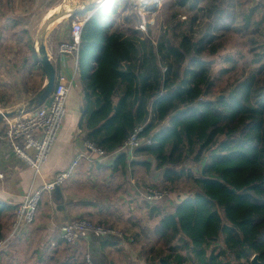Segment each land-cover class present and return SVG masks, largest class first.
I'll return each instance as SVG.
<instances>
[{
    "label": "trees",
    "instance_id": "1",
    "mask_svg": "<svg viewBox=\"0 0 264 264\" xmlns=\"http://www.w3.org/2000/svg\"><path fill=\"white\" fill-rule=\"evenodd\" d=\"M51 8L50 3L44 6ZM102 8L69 18L87 20L80 49V57L91 59L81 79L84 139L108 155L118 152L122 164L127 156L119 150L144 126L139 139L149 138L150 144L136 154L152 158L162 173L157 185L148 188L173 191L178 181H192L195 193L172 198L169 207L146 201L158 219L155 243L170 252L169 258L186 253L175 256V264H230L227 254L240 264L257 255L264 264V34L262 43L251 42L253 69L224 83L223 75L236 71L238 64L214 73V61H204L205 55H218L223 41L196 40L184 30L168 40L171 45H149L137 34L112 31L111 16ZM251 19L244 20V34L259 32L264 12L256 23ZM163 62L170 64L164 67ZM186 62L196 71H185L181 78ZM190 157L205 161L200 172L187 167ZM142 165L152 167L147 161ZM5 210L0 208V217ZM219 242L223 248L209 253Z\"/></svg>",
    "mask_w": 264,
    "mask_h": 264
},
{
    "label": "crops",
    "instance_id": "2",
    "mask_svg": "<svg viewBox=\"0 0 264 264\" xmlns=\"http://www.w3.org/2000/svg\"><path fill=\"white\" fill-rule=\"evenodd\" d=\"M28 1H31V3L27 4L35 5L38 0ZM99 2L106 4L109 0H100ZM255 3V6L247 9L246 13H243V23L247 16L252 15L251 22L253 21V23L259 20L256 18L257 16H262L263 10L259 8L262 7V4H258V1ZM242 4H239L241 10L245 6V4ZM10 5H12L11 2L9 3ZM108 5L109 3L106 4L107 7ZM237 13L239 14L238 10ZM236 15L234 16V21L238 22L236 21L238 20ZM218 18L220 19L219 24L210 25L205 31L200 32L199 39L208 41L213 37L216 40L215 42L221 40L222 37L218 32H222L229 26L225 25V19L221 14H219ZM29 21H32L31 17H25L18 12L5 11L0 13V52L7 54L5 61L0 62V112H11L18 109L25 111L0 123V208H7V210L2 212V216L0 217V241L9 237L15 210L30 190L53 182L59 174L69 171H71V174L60 185L62 201L61 198L58 199L59 195L54 191L43 193L34 224L25 234L15 238L9 247L3 251L4 253L0 255V264H67L60 260L62 251L66 249L65 247L69 248L61 240V227L82 216L93 217L94 213L92 210L98 205L94 199L93 191H104L109 188L117 192L118 190H123L125 187V193L133 198H131V201H127L125 193H123L120 196L121 204L119 207L122 208L121 205L123 204L129 208L131 207L132 210H134V207H139L138 209L140 210H145V207L148 208L147 215L155 219L154 225L152 223L154 231V226L158 223V219L156 215H150L149 213L152 205L147 204L144 199L142 200L138 193L136 196L130 193V183L135 179L134 181L138 183L137 189L148 188V183L157 185L162 173L155 169L157 163L152 158L137 155V150L133 152L131 158L129 154L122 153L127 156V161L122 164L117 162L118 156L121 155H117L118 152L109 155V157L107 156L105 159H99L94 154L90 155L91 159H86L88 154L85 146L87 141L84 139L86 133L81 129L85 106L83 82L81 79L82 74L90 66L91 59H84L81 56L76 65L74 58L60 57L58 53L59 44L69 37L70 26L68 27L66 24H61L60 29L52 37L47 48L49 59L50 55L57 62L63 59L67 75L72 77L75 74L74 85L67 101L66 120L58 140L48 161L38 173L12 154L2 135L22 114L33 110L28 108V104L46 82L45 74L39 64V67L32 68V76H29L31 73L27 70L30 63L32 65L36 61L34 46L36 44L35 37H37L32 31L33 29ZM235 22L234 25L230 26L231 30L240 28L236 26L238 23L235 25ZM251 30H249V33L247 31L244 35L249 36L250 33H253ZM136 34L140 35L139 32H136ZM254 34H258L259 39H261V35L264 34V25L259 28L258 33ZM256 39L259 40L258 38ZM223 48L219 51L218 55L222 53ZM17 54H26L29 57H24L22 61L18 62L14 59V56ZM218 55L215 57H207L208 55H205L204 61H212ZM239 57L242 59L244 56L239 54ZM228 58L232 57L229 56L224 60L227 62ZM59 66L60 62H58L56 67L58 68ZM75 66L78 67V70H76ZM212 67H214V64ZM162 128L164 129L165 126H162ZM83 155L85 158L81 157ZM135 157L145 158L138 160ZM146 161L152 165L150 170L142 165V162ZM131 173H133V179L131 178ZM148 174H150V178ZM151 174L155 175L151 176ZM119 181L120 184L118 185ZM128 219L132 222L130 226L124 227V231L131 234L132 237L124 234L127 239L133 240L132 243L127 242L125 245H121L119 242H114V240L102 241L100 243L88 240L82 242L79 248H84L85 251L89 248L94 253L99 252L101 254V258L98 260L99 264H124L123 260H128L125 257L128 256L129 246L133 245L136 241L139 242L143 234L146 233L142 221ZM118 221L119 218L116 216L112 225L115 226L118 224ZM135 228H139L137 229L138 232ZM35 252L39 253L34 255ZM96 258L98 259L99 257Z\"/></svg>",
    "mask_w": 264,
    "mask_h": 264
},
{
    "label": "rangeland",
    "instance_id": "3",
    "mask_svg": "<svg viewBox=\"0 0 264 264\" xmlns=\"http://www.w3.org/2000/svg\"><path fill=\"white\" fill-rule=\"evenodd\" d=\"M39 0L34 4H27L31 3V1L27 0H0V13L5 11H12V12H18L23 14L25 17L29 16L31 17L32 21H29V24L31 28L33 29V33L35 36H37L40 32V28L45 24V22L48 20V14L56 9V12L52 15L61 14L64 11H70V10H76V9H82L86 10L87 8H93L92 13L94 14L97 9H100V7L104 6L103 8H106V11L111 16L112 23V31H118L123 32L127 35H136V32H139V38L143 41H145L149 45H157V44H168V40H172L175 35L180 34L184 30H186L190 35L193 34L196 39L200 38L201 33L209 28L210 25H216V23L219 24L220 19L219 14H221L222 17L225 19V25L229 26L226 27L225 30L222 32L219 31L218 34L221 35L220 42L223 41L224 48L216 57L214 60V67H212V70L214 73L218 72L219 70H229L234 67V64H238L236 71H231L225 75H223L222 82L226 83L229 81H234L243 75L250 72V70L253 69V66L251 64L252 60V52H250L254 47L251 45V39H259L258 34H250L249 36L244 35V24L242 22V16L243 13L247 12V9L251 8L252 6H255V2L258 1V4H262L264 6L263 0H190L185 3L184 0H158L156 3V7L154 5L155 11H149L145 12L147 15L145 16L146 24L142 26L141 24V15L138 14V10L134 9L132 0H109L108 7L106 4H101L100 0ZM12 3V5L9 6V3ZM75 2V3H74ZM245 4V6L242 7V10L239 8V4ZM50 3L52 8L50 10H45L44 6ZM187 3V4H186ZM86 4V5H85ZM242 4V5H243ZM75 7L72 9V7ZM87 6V7H86ZM99 6V7H98ZM59 7V8H57ZM86 8V9H85ZM102 8V9H103ZM237 10L239 14L237 13ZM144 11V9H143ZM264 12V11H263ZM91 13V11H90ZM91 13V14H92ZM90 14V15H91ZM237 14V15H236ZM237 16L238 22H235L234 16ZM261 15L257 16V19H260ZM260 17V18H259ZM69 15H66L64 17L59 18L53 26L51 27L48 38L46 40V46L48 48L49 42L52 40V37L55 36V34L58 32V29H60L61 24H66L68 27L70 26L72 20H69ZM28 22V21H27ZM237 27L243 28L242 32L238 33L234 30L230 29V26L233 24ZM253 24V21H252ZM142 26V27H141ZM145 29V31H144ZM137 36V35H136ZM36 40V37H35ZM201 40V39H199ZM260 43H262V40L259 39ZM239 54L244 56L242 59L239 57ZM7 54H2L0 52V62L5 61V57ZM231 56L234 58L232 62H226L224 59ZM24 57H29V55H22L17 54L14 56V59L18 62L22 61ZM218 58V59H217ZM239 61V62H236ZM172 63V62H171ZM169 65L170 62H167ZM166 62H163L161 66H167ZM39 67L38 63L36 61L33 62V64L29 65L27 68L28 72L31 73L29 76H32L33 70L32 68ZM164 69V68H163ZM177 69V64H173V72ZM196 71V67L191 62H186V64L182 65L180 67L181 72V78L183 77L185 71ZM162 72H164L162 70ZM173 74V73H172ZM8 112V111H6ZM6 112H0V113H6ZM165 128L168 126V122L164 123ZM137 158V157H135ZM145 157H138V160H143ZM194 157H190L187 160V167H190V170H194L195 172L198 170L199 172L202 170V167L205 163L203 161L202 163H196L194 162ZM192 167V168H191ZM133 173H131L132 178ZM150 174H148L149 177ZM155 174H151V176H154ZM198 176V174H196ZM120 177V176H118ZM150 178V177H149ZM133 179V178H132ZM135 180V179H134ZM131 181L130 183V190L133 195H137V193L140 195V198L142 200L144 199L147 201V196L150 195L148 193V189L150 188H142L137 189L138 183L136 181ZM120 184V181L118 185ZM148 186L152 185L151 183L147 184ZM161 191L162 194L165 193V191L162 190V188L158 189ZM173 191L168 190L169 192L162 200L159 201L158 204H161L162 207H169L170 202L172 198L175 200H179L180 198H188L192 196L196 188L194 187V184L192 181L188 179H182L176 183ZM127 191V190H126ZM94 194V199L97 202L98 205L92 210L93 217L90 216H82L81 219L88 220L91 223L99 226H103L106 228H114L122 233H125L124 227L131 225V220L133 219L135 221H142V223L145 226L146 233L143 234V237L140 238V241L136 242L129 246L128 250V256L125 257L128 260H123L124 264H160V261L163 259L169 264H175L176 258L175 256H178L179 254L186 255L185 251H180L176 253L177 255H173L169 258L170 252L163 246L158 245L155 243L154 238V231L153 226L155 219L149 217L147 214L148 208L145 207V210L138 209L139 207H134V210L131 209V207H127L125 205H121L122 208L119 207L121 204L120 202V196L125 193V187L123 190H118L117 192L112 189H106V190H96L92 192ZM132 196H128V194L125 193V199L128 201H131ZM123 202V201H122ZM126 204V203H124ZM122 209V210H121ZM170 212V209H167ZM117 216L119 218L118 224L115 226L112 225V222L114 218ZM80 219V218H77ZM139 228H135V230L138 232ZM127 236H131L129 233H125ZM84 242V241H83ZM94 242V241H92ZM100 243V241L98 242ZM81 244V243H80ZM80 244L77 248H73L71 246H68L69 248L65 247L66 249L62 251L60 260L66 262L67 264H84V255L89 253L95 261L98 263V260L101 258V254L99 252H93L92 249L87 248L85 251L84 248H79ZM222 244L219 243H213L208 252L210 253L212 250L215 251V254H217L221 250ZM6 250V249H5ZM4 252H1L0 255H2ZM39 252H35L34 255L38 254ZM77 253V254H76ZM120 255V254H118ZM126 255V254H125ZM228 257L225 259L227 262H230V264H240L239 262H236L234 258L227 254ZM96 257H99L98 259ZM97 259V260H96ZM252 259H250L249 262H243V264H252ZM190 261V259H189ZM52 264V263H51ZM56 264V263H55ZM58 264V263H57Z\"/></svg>",
    "mask_w": 264,
    "mask_h": 264
},
{
    "label": "built area",
    "instance_id": "4",
    "mask_svg": "<svg viewBox=\"0 0 264 264\" xmlns=\"http://www.w3.org/2000/svg\"><path fill=\"white\" fill-rule=\"evenodd\" d=\"M108 1V0H106ZM157 0H132L134 9L138 10L141 16V24H146L145 12L155 11ZM144 9V11H143ZM86 19L76 17L72 20L69 28V37L63 40L58 47V53L61 58L72 57L77 65L80 57L81 41ZM141 26V27H142ZM145 31V29H144ZM50 60L56 67V84L48 101L31 112L22 114L13 124L4 132V139L12 154L19 160L23 161L28 167L35 172H40L42 166L48 161L50 154L58 140L67 116V101L75 81V74L69 77L64 69L63 59L57 62L50 55ZM76 70L78 67L75 66ZM144 126H138L130 135L119 151H124L130 155L143 145L150 144L149 138L139 139L143 132ZM88 150L86 159H91L90 155H96L99 159H105L108 154L97 148L94 144L86 142ZM82 158L85 156H81ZM133 159V158H132ZM76 163V162H75ZM71 171L56 176L51 183L45 184L39 188L30 190L24 197L23 201L18 204L14 219L12 222L11 233L7 239L0 241V253L9 247L13 240L25 234L34 224L41 198L44 192H53L57 186L63 184L70 176ZM150 195L147 196V202L155 204L162 200L169 192L164 194L160 190L150 188L147 190ZM60 237L64 244L74 249L83 241L91 240L95 242H105L114 240L121 245L127 242H133L127 239L126 235L114 228H106L95 225L88 220L74 219L61 227ZM84 264H99L89 254L84 255Z\"/></svg>",
    "mask_w": 264,
    "mask_h": 264
},
{
    "label": "water",
    "instance_id": "5",
    "mask_svg": "<svg viewBox=\"0 0 264 264\" xmlns=\"http://www.w3.org/2000/svg\"><path fill=\"white\" fill-rule=\"evenodd\" d=\"M87 7V6H86ZM86 9V8H85ZM83 11L82 9H76V10H70V11H64L61 14H54L48 18V20L45 22V24L42 26L39 34L36 37V44L34 46V52H35V58L38 64L41 66L45 77L46 82L42 89L36 94V96L29 102L28 108L29 109H35L37 107H40L44 105L48 99L50 98L55 84H56V67L55 65L50 61L49 55H48V49L46 46V40L48 38L49 31L53 24L59 20V18L64 17L66 15L72 16L75 14H78L79 12ZM24 110L18 109L11 112L6 113H0V123L3 122L5 119L12 118L19 113H24ZM55 193H57L58 199H62L61 195V187L57 186L54 190ZM161 264H169L165 260L160 261ZM252 264H259L258 262V256L255 255L252 259Z\"/></svg>",
    "mask_w": 264,
    "mask_h": 264
},
{
    "label": "bare ground",
    "instance_id": "6",
    "mask_svg": "<svg viewBox=\"0 0 264 264\" xmlns=\"http://www.w3.org/2000/svg\"><path fill=\"white\" fill-rule=\"evenodd\" d=\"M75 3V2H74ZM86 5V4H85ZM59 8V7H57ZM75 7L73 6L72 9H74ZM56 12V9L52 10L49 14H48V17L52 16L53 13Z\"/></svg>",
    "mask_w": 264,
    "mask_h": 264
}]
</instances>
